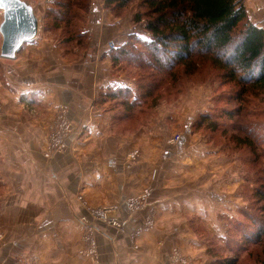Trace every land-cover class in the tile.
Wrapping results in <instances>:
<instances>
[{
    "label": "crops",
    "instance_id": "0c3cea01",
    "mask_svg": "<svg viewBox=\"0 0 264 264\" xmlns=\"http://www.w3.org/2000/svg\"><path fill=\"white\" fill-rule=\"evenodd\" d=\"M99 12L94 10V23L104 26L108 37L99 32L86 54L75 52L78 60L64 58L60 45L43 36L25 44L11 61L10 78L0 81V176L5 186L0 197V264H167L170 226L185 223L176 199L157 197L139 214L125 201L144 190L146 168L132 171L127 166L131 141L110 138L113 119L96 102L107 89L126 86L124 78L111 75L106 45L131 34L134 23ZM263 21L256 25L264 30ZM60 105H66L80 140L71 139L67 152L51 163L43 152ZM105 161L110 164L103 168ZM79 195L89 206L113 207L123 225L122 230L100 225L108 235L95 236L97 262L82 258L78 218L86 210ZM150 207L156 225L133 244L130 238ZM184 253L196 255L192 250Z\"/></svg>",
    "mask_w": 264,
    "mask_h": 264
},
{
    "label": "rangeland",
    "instance_id": "374dc122",
    "mask_svg": "<svg viewBox=\"0 0 264 264\" xmlns=\"http://www.w3.org/2000/svg\"><path fill=\"white\" fill-rule=\"evenodd\" d=\"M37 1L39 3L37 9L41 17L40 32L42 37L46 36L55 42L63 39L64 26L53 28L52 25L55 26L56 23L52 16H48L46 19L47 12L52 9L53 2L56 0ZM104 1L92 0L90 14L84 28L85 37L80 41L83 44L74 42L71 47V50H74L72 53L80 51L82 54H86L90 47L88 45L99 32L103 37H108L104 26L98 28L94 23V17H97L94 10H100L99 15L102 10L110 12V10L105 9ZM243 3L247 13L246 22L256 25L258 20H264V0H243ZM132 5L135 6L134 9L110 12L111 16L115 19H120L118 18L120 16L121 20L125 21L131 19L132 23L133 11L144 10L140 9L137 3ZM244 26L245 21L240 24L239 29L242 30ZM132 28L134 32L142 33L146 41L151 38L147 33L137 30L135 24ZM129 38L130 34L124 33L117 38L118 43L108 41L107 51L109 53L115 51L124 45ZM140 41L142 39L133 38L129 45L130 52L134 56L133 60H136L135 57L140 52H144V55L152 54L149 51L148 53L144 51ZM110 43L115 45L114 49L109 48ZM67 59L78 60V54H71V57ZM11 61L0 57V81L4 83L10 78ZM167 70L157 73L153 79L160 84L154 94L159 97L155 106H151L152 99H148L141 113H137L135 110L129 116L127 111L118 103H115V108L112 107L114 103L104 105L107 109L115 110V116L119 119V121L113 120V125L110 127V138L116 140L126 137L131 141L129 152L125 154L127 155L125 163L132 171H138V168H146L143 171L145 174L144 190L125 201L127 203L131 199L141 198L142 206L138 211H135L137 214L142 212L151 201H155L157 197L171 201L176 199L180 206H183L181 220H184L185 223L170 226L172 249L168 253V262L172 264H215V259L236 257L233 252H230L231 248L227 246L229 241L233 242L232 248L234 250H238L241 246L247 247L238 255L239 264H264V259L260 253L264 242L262 245L244 243L254 239L255 234L260 229V221L256 224L251 223L247 214L255 218L259 215L263 216L261 208H263L264 202L256 197L255 190H259L263 184L258 180L264 178V144L258 142L256 151L252 153L248 148H240V143H235L232 140L234 135L241 136L242 139L245 135L237 130L232 132L230 121L218 118L221 110L231 107L235 103L230 102L227 95L231 89L221 85L211 66H204L193 75L180 74L179 70L176 72ZM119 71L121 72L116 75L112 73L111 67L112 77L116 75V77L124 78L125 85L134 92L136 81L142 82L143 77L148 79V76L153 73L151 69L146 68L145 72L141 74V78H143L141 79L139 78L141 71L138 73L133 66L128 65ZM66 109V105H60L57 108L54 123L47 138L46 149L43 152L44 158L51 163L59 155L67 152V148L70 147L68 143L71 139L80 140L78 128L68 117V110L67 119L71 125L70 131L67 136L62 137L63 142L57 143L58 140L53 137V135L57 136V133L61 132V130L56 131L60 121L58 117L59 113H64ZM247 110L250 113L246 116V120L259 123L260 128L256 134L263 141L264 103L261 104L258 101L249 103ZM29 114L31 115L33 112H29ZM205 115H211L212 119L221 124L218 131L214 132L210 129L211 127L199 123L202 116ZM177 137L180 139L177 140ZM141 154L145 156L139 158ZM249 159H252V164L248 163ZM103 163V168L110 164L109 161ZM0 180L2 184L1 176ZM4 187L2 184L0 197L3 195ZM262 188H264V184ZM146 191L149 192V196L143 198ZM78 200L82 202L84 211L86 210L85 215L78 218L83 230L82 258L97 262L98 245L95 236L97 232L108 235L100 229V225L114 230H122L123 225L121 229H116L97 221V219L90 220L92 212L104 208L98 204H96L98 207L87 205L86 197L83 195H79ZM153 210L154 208L150 207L144 215L150 219L146 218L148 220H144L141 225L138 224L136 229L137 232L142 230L140 234L134 237L136 229L134 230L133 236L130 238L133 244L141 235L154 229L156 213ZM111 216L116 218L113 213ZM84 219H87V224H89V220L91 221V228H85ZM152 219L153 224L147 226L146 222ZM146 227L149 228L145 229ZM1 237L2 234L0 233ZM87 238L90 241H87ZM193 241L197 242L195 246L192 244ZM92 246L95 252L88 254V248ZM187 250L195 251L196 255L185 254L184 252L187 253Z\"/></svg>",
    "mask_w": 264,
    "mask_h": 264
},
{
    "label": "trees",
    "instance_id": "16d2710c",
    "mask_svg": "<svg viewBox=\"0 0 264 264\" xmlns=\"http://www.w3.org/2000/svg\"><path fill=\"white\" fill-rule=\"evenodd\" d=\"M134 3L144 10L133 11V23L142 26L140 31L147 33L151 38L146 41L142 33L133 31L130 41L109 53L112 73L117 75L121 72L119 70L128 65L136 68L138 73L141 71L139 78L146 68L151 69L153 73L148 79L141 78L142 82L136 81L135 92L128 86L107 89L99 95L96 106L109 114L113 120L119 121L115 110L107 109L104 105L114 103L112 107L115 108V103H118L129 116L135 110L141 113L148 99H152L151 106H155L159 100V97L154 95L160 85L153 80L157 73L169 69V72L179 70L180 74L193 75L209 65L221 85L231 89L227 95L229 101L235 103L221 110L218 118L230 121L232 132L237 130L244 134L243 139L234 135L232 140L239 142L240 148H248L254 153L257 143L264 144V140L261 141L256 134L260 128L259 123L246 120V116L250 113L247 110L249 103H264V30L246 22L247 13L243 0H105L104 7L114 13L123 9H134ZM91 4L92 0H56L52 9L47 12L46 19L52 16L56 23L55 26L52 25L53 28L64 26V38L57 41L64 58L76 54L71 50L73 43H81L85 37L84 28ZM118 18L121 19L120 16ZM244 21L245 26L240 30L239 26ZM133 38L142 39L140 42L144 51L152 54L144 55V52H140L136 55V60H133L134 56L129 48ZM199 123L211 127L214 132L218 131L221 125L212 119L211 115L202 116ZM249 162L252 164V159H249ZM258 181L264 184V178H259ZM263 184L255 193L256 197L264 202ZM255 212L258 213L257 210ZM261 212L263 216L259 215L257 218L247 214L251 223L260 221V229L254 239L244 242L245 244H263L264 206ZM232 244L233 242L229 241L227 246L236 257L215 259V264H239L238 255L247 247L241 246L234 250ZM260 253L264 259V245Z\"/></svg>",
    "mask_w": 264,
    "mask_h": 264
},
{
    "label": "water",
    "instance_id": "95a60500",
    "mask_svg": "<svg viewBox=\"0 0 264 264\" xmlns=\"http://www.w3.org/2000/svg\"><path fill=\"white\" fill-rule=\"evenodd\" d=\"M37 0H0V57L14 60L25 46L42 37Z\"/></svg>",
    "mask_w": 264,
    "mask_h": 264
},
{
    "label": "built area",
    "instance_id": "2783aa9c",
    "mask_svg": "<svg viewBox=\"0 0 264 264\" xmlns=\"http://www.w3.org/2000/svg\"><path fill=\"white\" fill-rule=\"evenodd\" d=\"M114 47H115V45L113 43L109 44V48L110 49H114ZM58 118L60 119V121H59V124L57 126L56 131H60L61 130V132L57 133V136L53 135V137L58 140L57 143H59L60 141L63 142L62 137L63 136H67L68 132L70 131V127H71V125H69L70 123L68 122V119H67V109L64 110V113L60 112ZM179 139H180V137H177V140H179ZM148 196H149V192L146 191V193L143 196V198L148 197ZM140 200H141V198H139V199L135 198V199L129 200V202H127V205L130 208V210H132L133 212L138 211L141 208V206H142ZM113 212H114V208L113 207L104 208V209H102L100 211L92 212V214L90 216V220H92L94 218V219H97V221H101V222H103V223H105L107 225H110L111 227H115L116 229H121L122 228V223H120L115 217L111 216V214ZM148 219H150V217ZM148 219H146V220H148ZM90 220H89V224H87L88 223L87 219L83 220L85 222V228H91V221ZM151 224H153V219L146 222L147 226H151ZM147 228H149V227H146L145 229H147ZM141 231L142 230H139V232H137V229H136L135 232H134V237L136 235H139ZM86 240L90 241L89 238H87ZM88 250H89L88 254H93L95 252L93 246L89 247Z\"/></svg>",
    "mask_w": 264,
    "mask_h": 264
}]
</instances>
